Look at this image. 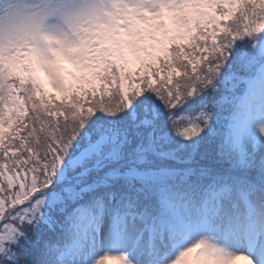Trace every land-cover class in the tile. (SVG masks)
<instances>
[{"label": "snow or ice", "instance_id": "1", "mask_svg": "<svg viewBox=\"0 0 264 264\" xmlns=\"http://www.w3.org/2000/svg\"><path fill=\"white\" fill-rule=\"evenodd\" d=\"M0 264H264V0H0Z\"/></svg>", "mask_w": 264, "mask_h": 264}, {"label": "rangeland", "instance_id": "2", "mask_svg": "<svg viewBox=\"0 0 264 264\" xmlns=\"http://www.w3.org/2000/svg\"><path fill=\"white\" fill-rule=\"evenodd\" d=\"M99 258V257H98Z\"/></svg>", "mask_w": 264, "mask_h": 264}]
</instances>
